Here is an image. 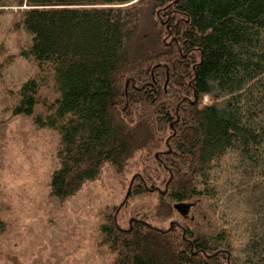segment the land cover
Listing matches in <instances>:
<instances>
[{
  "label": "trees",
  "instance_id": "trees-1",
  "mask_svg": "<svg viewBox=\"0 0 264 264\" xmlns=\"http://www.w3.org/2000/svg\"><path fill=\"white\" fill-rule=\"evenodd\" d=\"M5 14L33 71L1 104L58 133L50 195L163 140L156 215L202 213L166 229L105 214L113 264H264V0H0V35Z\"/></svg>",
  "mask_w": 264,
  "mask_h": 264
},
{
  "label": "rangeland",
  "instance_id": "rangeland-1",
  "mask_svg": "<svg viewBox=\"0 0 264 264\" xmlns=\"http://www.w3.org/2000/svg\"><path fill=\"white\" fill-rule=\"evenodd\" d=\"M23 6L4 8L15 11ZM1 18L0 38L6 40L12 57L0 67V219L4 222L0 264H113L115 254L99 241L105 214L114 212L122 228L141 218L166 229L182 217L178 211L166 219L155 213L168 178V171L157 161V152L166 150L164 141L137 151L122 171L104 164L96 179L86 181L67 199L52 197L49 182L59 166L58 133L1 104L33 71L17 55L25 35L11 29L10 14ZM132 183L148 188L130 193ZM186 217L204 223L197 206H190ZM206 223L214 227L213 221Z\"/></svg>",
  "mask_w": 264,
  "mask_h": 264
},
{
  "label": "water",
  "instance_id": "water-1",
  "mask_svg": "<svg viewBox=\"0 0 264 264\" xmlns=\"http://www.w3.org/2000/svg\"><path fill=\"white\" fill-rule=\"evenodd\" d=\"M191 203H185V202H178L174 204V208L176 211H178L182 216H186L188 212V208L192 206Z\"/></svg>",
  "mask_w": 264,
  "mask_h": 264
}]
</instances>
